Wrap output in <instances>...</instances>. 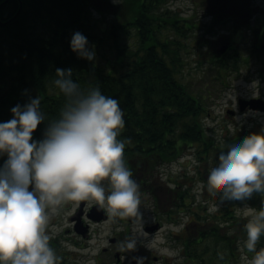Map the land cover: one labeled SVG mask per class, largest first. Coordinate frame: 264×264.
<instances>
[{"label": "trees", "instance_id": "obj_1", "mask_svg": "<svg viewBox=\"0 0 264 264\" xmlns=\"http://www.w3.org/2000/svg\"><path fill=\"white\" fill-rule=\"evenodd\" d=\"M110 1L0 0L1 21L12 17L19 3L22 5L17 17L0 24V121L11 118L10 109L15 104H24L37 94L42 97L41 107L47 116L56 117L64 97L51 81L57 67H71L73 78L82 87L99 85L105 94L118 98L125 120L118 138H126V165L139 180L142 193L155 197L160 190L153 175L157 168L175 161L184 148H194L196 158L210 163L219 157L221 142L234 137L232 130L219 141L207 131L203 120L208 113L202 99L210 90L208 85L226 87L229 76L237 74L240 60L246 59L225 52L212 61L210 39L217 27L230 24L228 29L240 40L246 28L252 33L246 50L264 65V16H252L249 0L194 2V11L187 16L170 12L164 6L168 0ZM101 6L110 8L118 24L94 18L93 13L102 12ZM200 6L212 16L204 23L202 33L195 23ZM130 29L137 38L135 50L131 43L123 42ZM76 30L94 45V61L79 57L70 48ZM165 32L168 34L162 39ZM191 32L197 34L195 39L204 41L194 47H200L195 52L197 67L202 62L208 65L199 72L198 82L204 81V85L195 95L190 82L181 78L186 65L182 41ZM46 125L47 120L37 125L34 139L42 138ZM237 133L238 137L246 135L244 130ZM6 158V153L0 155V164ZM173 182L176 185L163 189L164 203L153 199L156 220L179 225L176 214L189 217L178 233L170 232L171 240L179 245L178 259L162 264H241L239 237L232 229L245 237L246 229L240 228V219L231 208L240 200H224L218 212H207L203 207L201 214L200 204L192 208L189 199L193 196ZM211 197L219 199V194L212 192ZM245 199L264 206V194L260 192L254 191ZM49 243L61 257L59 264H70L59 249L58 238L51 236ZM258 243L264 245V234Z\"/></svg>", "mask_w": 264, "mask_h": 264}, {"label": "clouds", "instance_id": "obj_2", "mask_svg": "<svg viewBox=\"0 0 264 264\" xmlns=\"http://www.w3.org/2000/svg\"><path fill=\"white\" fill-rule=\"evenodd\" d=\"M70 48L95 60L94 45L79 30L72 33ZM54 73L51 83L64 97L56 117L47 116L37 94L15 104L11 118L0 121V155L7 154L0 164V264H59L46 229L50 213L66 201L94 200L114 217L140 215V185L124 159L126 138H118L125 125L118 98L99 85L82 87L71 67ZM45 120L42 138L34 139L33 130ZM218 150L207 181L221 201L264 194V128L222 141ZM243 215L248 219L242 247L253 255L243 253L242 262L264 264V246L257 247L264 234V206L245 205ZM136 244L133 237L122 246L129 250ZM143 259L138 257L137 264Z\"/></svg>", "mask_w": 264, "mask_h": 264}, {"label": "rangeland", "instance_id": "obj_3", "mask_svg": "<svg viewBox=\"0 0 264 264\" xmlns=\"http://www.w3.org/2000/svg\"><path fill=\"white\" fill-rule=\"evenodd\" d=\"M198 1L202 0H168L164 6L170 12H177L181 16H187L194 11V2L196 3ZM110 2L118 3L119 0ZM249 2L251 6L250 10L253 13L252 16H264V0H249ZM101 11V13H93L94 18L100 19L101 22L104 20L107 23L115 20L116 24H118V19L114 18V14L110 8L101 6ZM197 15L200 18L202 13L198 12ZM208 20L209 18H206L205 21L195 19V23H198V30L200 32L204 23H207ZM228 27H230V24L217 27L210 41L216 42L219 37L225 34L227 35L222 36L223 39L229 37L235 41L236 38L238 42L227 53H233L235 55L241 54L242 58L246 60H240L241 63L237 74L229 76V79L224 83L226 87L223 88L222 85H208L210 90L207 96L202 99L205 111L209 114L203 120L205 127L219 141H222L225 135H229L234 129L243 128L259 131L261 128H264V112L247 111L236 116L235 114L231 115L227 112L230 109L234 111L236 98H248L258 95L264 99V65L259 59L249 55L250 53L246 50L252 33L246 28H243L239 40L238 36L229 30ZM131 31L130 29L129 35L125 36L123 42L131 43L132 49L135 50L137 49V38L133 36ZM228 31L230 33H226ZM166 34L168 33L165 32V34L161 35V38L165 39ZM195 35L197 34L191 32L182 41L187 50L185 53L186 65L183 66L181 78L187 84L190 82L192 92L197 94L196 90L204 85V81L198 82L199 72L207 69L208 65L203 62L199 67L196 65L197 59L195 52L200 47H196V50L194 47L195 44H202L203 41L195 39ZM209 164L196 158L194 148H184L175 161L168 165L160 166L154 171V179L160 186V190L154 194L155 197L142 193V190H140L141 202L139 205V216L114 217L108 207L102 205L108 213L107 220L90 223L88 231L89 237L82 238L73 231V222L70 220L82 200L66 201L58 206L56 212L50 213L46 230L50 233V236L58 238V242L60 243L59 249L64 253L65 260L70 264H95L96 261L101 264H137L138 257L144 258L143 264H162L164 261L174 262L180 255V249L179 245L174 243L169 237L170 232L178 233V230H181L189 216L184 213L176 214L179 225H174L171 221L161 223L159 220H156V216L153 213L155 210L153 199L156 198L158 204L164 203L165 196L163 189L176 185L173 182L175 181L193 196L189 199L190 203H192V208L200 204L199 212L201 214L204 212L203 207H207V212H218L225 205V201L211 197L212 190L208 187L207 181V168ZM102 182L105 184L106 190H109L107 178ZM137 182L139 183V180ZM139 185L142 188L140 183ZM94 203L97 202L94 200H84L83 210H86L87 207ZM214 204H218V207L215 209H213ZM245 205L257 209L261 207L258 203L253 204L246 199L238 201L234 207H231L240 219L241 229L248 219L247 216L243 215ZM82 219L87 223L84 216ZM156 222H159L161 226L158 225L153 230L144 231L145 226H154L157 224ZM141 224L143 228L142 232L140 231ZM232 232L239 237L240 259L241 264H243L242 254L247 253L251 257L253 253L242 247L243 241L246 239L245 235L242 232H236L235 228L232 229ZM133 237H137L136 247L133 248L136 254L133 253V249L125 250V247L122 246L123 242ZM111 239H114V241H111ZM261 246L264 245H260L257 242V247L259 248ZM117 252H119L118 261L115 256Z\"/></svg>", "mask_w": 264, "mask_h": 264}, {"label": "water", "instance_id": "obj_4", "mask_svg": "<svg viewBox=\"0 0 264 264\" xmlns=\"http://www.w3.org/2000/svg\"><path fill=\"white\" fill-rule=\"evenodd\" d=\"M7 1V0H4V2ZM3 4L0 3V7L1 5ZM21 3H19L18 5V9L16 11V13L11 17L9 18L8 20H5V21H1L0 20V24L1 25H4L6 23H8L9 21H11L12 19H14L15 17L18 16L20 10H21ZM227 49V44L225 43L223 46H221L219 48V53H223L225 50ZM243 103H245L246 105H249L250 108L252 109H259V110H264V101L262 99H259V98H252L250 99L249 101H243ZM83 205H84V202L82 201L80 204H79V207L77 209V212L71 217V220L74 221V224H73V230L76 234H79L81 235L82 237H87V233H88V224H84L82 222V215H83ZM85 217L89 220V221H93V222H98V221H101V220H106L107 218V214L104 210V208L99 204V203H96L94 205H92L89 210L85 213ZM156 227H158V224L154 225V226H151V227H146L145 230H153L155 229ZM111 241H114V239H111ZM118 254L119 252L116 253V256H117V260H118Z\"/></svg>", "mask_w": 264, "mask_h": 264}, {"label": "flooded vegetation", "instance_id": "obj_5", "mask_svg": "<svg viewBox=\"0 0 264 264\" xmlns=\"http://www.w3.org/2000/svg\"><path fill=\"white\" fill-rule=\"evenodd\" d=\"M202 7L200 6V7H198V10H200V11H198V12H200V13H202V16L199 18L198 16L195 18V19H201V20H203V21H205L206 20V18H209V16L210 17H212L211 16V12H208V9H206L205 11H202V9H201ZM197 12V13H198ZM225 35H227V34H225ZM225 35H222V36H225ZM219 37L218 38V40L216 41V42H212V41H210V43H211V47H209L208 49H210L211 50V56H212V61L213 60H218V58H220V57H216V56H220L219 54H218V45H219V42L218 41H228L229 42V47H228V50H232L233 48H234V46L236 45V40L234 41V40H232L231 38H226V39H223V37ZM203 40H206V39H204L203 38ZM204 42V41H203ZM202 45H203V43H202ZM187 50V49H186ZM210 61H211V57H210V59H209ZM209 60H207L208 62H210ZM184 84H186V83H184ZM192 92V91H191ZM193 93V92H192ZM194 94V93H193ZM195 95V94H194ZM251 98H262V96H258V95H256V96H254V97H245V98H242V97H239V98H236V102L234 103V111H233V109H230L231 110V115H233V114H235V116L237 115V114H241V113H244V112H264V110L262 111V110H259V109H252V108H250V106L249 105H246L245 103H243V101H249ZM229 110V111H230ZM242 130H244L245 131V133L246 134H248L249 132H252V131H255L254 129H243V128H238V129H234L233 131H234V136H239V133H237V132H240V131H242ZM91 206V205H90ZM89 206V207H90ZM89 207H87V209L89 208Z\"/></svg>", "mask_w": 264, "mask_h": 264}, {"label": "bare ground", "instance_id": "obj_6", "mask_svg": "<svg viewBox=\"0 0 264 264\" xmlns=\"http://www.w3.org/2000/svg\"><path fill=\"white\" fill-rule=\"evenodd\" d=\"M229 50L228 49H226L223 53H225V52H228ZM223 53H221V54H223Z\"/></svg>", "mask_w": 264, "mask_h": 264}]
</instances>
